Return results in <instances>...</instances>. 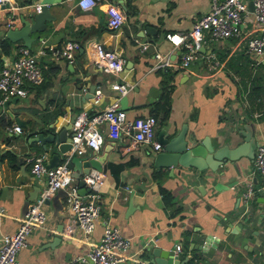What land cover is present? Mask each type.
I'll return each instance as SVG.
<instances>
[{
	"label": "crops",
	"instance_id": "crops-1",
	"mask_svg": "<svg viewBox=\"0 0 264 264\" xmlns=\"http://www.w3.org/2000/svg\"><path fill=\"white\" fill-rule=\"evenodd\" d=\"M37 1L8 0L9 7L0 4V41L4 39L10 45L8 53L0 51L1 57L10 59L23 44L21 37L9 40L5 31L19 27V15L27 18L36 10ZM103 1L86 9L79 8L76 0L49 4L50 18L45 19L43 29L29 34V47L44 49L38 55L43 80L30 86L28 93L16 101H8L6 105L0 101V115L8 121L0 125V153L10 149L15 155L14 167L5 157L0 160V235L15 230L23 215L27 193H33L34 185L42 188L44 184V178L33 174L26 159L44 151L48 161L51 155L37 141L28 143L34 127L46 125L44 131L48 127L59 130L73 113L102 110L118 94L117 88L112 87L115 81L129 85L123 94L125 104L119 101L127 117L148 114L149 103L161 92V74L152 67L153 51H169L178 61L180 51L164 33L186 31L208 9L209 3L208 0H122L128 10H123L121 23L111 27L100 4ZM150 25L155 30L147 32ZM68 38L80 42L71 61L72 69L66 67L68 61L64 58L55 59L49 53L50 45ZM91 40L101 42L123 57V67L116 75L103 72L94 64ZM145 41L149 43L141 49V42ZM201 46L203 49L187 66L170 67L177 72L172 79L169 113L164 121L159 120L160 111L157 113L155 138L166 124V136L184 124L187 135L197 141L206 137L217 146L228 135L230 117L238 115L252 121L256 143L264 140V61L255 63L248 56L243 37L209 39ZM92 82L102 92L96 103L87 91ZM15 116L23 124L15 121ZM12 123H19L21 131L9 130L7 125ZM99 127L106 133V123L101 122ZM104 137L95 153L91 148L80 153L98 157L104 167L102 208L93 230L84 235L78 227L71 234L62 229L58 244L43 246L53 237L55 225L59 221L65 223L69 214L62 205L61 210L67 214L59 219L53 206L45 203V221L29 232L26 244L16 252L15 264H71L76 255L86 254L91 243L98 240L107 219L131 239L126 251L128 257L118 264H150L143 250L145 245L154 243L175 252L177 241L181 242L180 257L193 254L195 264H264V196L252 186L247 199L242 195L236 199L241 185L243 189L249 181L262 185L252 157L241 155L232 164L219 166L217 171L221 169L222 173L207 170L205 176L191 167L176 165L169 171L161 168L164 174L160 182L173 196L171 203H166L150 176L154 167L148 161L149 146L133 143L126 132L115 137L104 134ZM244 179L248 181L243 184ZM2 186H6L5 191L1 190Z\"/></svg>",
	"mask_w": 264,
	"mask_h": 264
},
{
	"label": "built area",
	"instance_id": "built-area-1",
	"mask_svg": "<svg viewBox=\"0 0 264 264\" xmlns=\"http://www.w3.org/2000/svg\"><path fill=\"white\" fill-rule=\"evenodd\" d=\"M7 0H0V3ZM208 9L197 16L186 31H166L164 37L180 51L179 60L175 61L169 51L155 49L153 51V68L187 66L199 53V48L209 39L224 37H243L245 51L255 63L264 61V0H208ZM251 2L252 8L248 7ZM79 8L86 9L99 3V0H76ZM107 13V22L111 27H117L124 17V11L116 1L104 0L101 2ZM34 9L39 4L34 3ZM149 42H141V49ZM80 42L68 38L61 43L50 45V55L72 61L74 52ZM92 61L103 72L117 74L123 67L124 59L116 51L106 48L101 42L91 40ZM44 53L43 48H30L19 45L10 59L0 55V101L9 96H24L29 87L43 80V71L38 64V55ZM113 88H117L115 95L102 110L88 113L81 110L71 124V146L68 155L82 153L86 148L97 149L103 142L104 134L115 137L122 132L130 134L133 143H145L150 149H160L161 144L154 136L156 117L151 114L127 117L126 111L120 105V95L129 88L126 82L115 81ZM101 88L94 89L93 101L98 102ZM106 123V133L101 132L99 124ZM13 132H20L18 123L7 125ZM30 162V169L37 177L44 178V184L34 199L28 202L27 208L19 218L13 232L0 235V264H15L16 252L26 244L27 235L36 226L44 223L46 211L44 199L49 197L57 188H65L72 178L71 169L65 160L56 165L47 166V155L44 151L33 153L26 157ZM252 164L259 172L262 186H264V140L255 144ZM80 178L86 190L79 193L76 186L66 191L62 205L69 213L63 232L72 233L78 227L85 235L95 226L96 217L102 208V184L104 173L95 167L88 169ZM251 181L247 182L242 190V196L247 199L252 192ZM131 239L123 235L118 226L107 219L102 227L98 240L91 243L86 254H78L71 264H118L128 257L127 249ZM181 249V242L174 244L175 252Z\"/></svg>",
	"mask_w": 264,
	"mask_h": 264
},
{
	"label": "water",
	"instance_id": "water-1",
	"mask_svg": "<svg viewBox=\"0 0 264 264\" xmlns=\"http://www.w3.org/2000/svg\"><path fill=\"white\" fill-rule=\"evenodd\" d=\"M58 0H39L37 3L39 4V9L31 11L30 15L25 18L23 15H19L20 26L15 28H9L5 31V36L9 40H15L18 37L23 39V44L29 46V42H27L31 37L30 33H35L43 29L44 21L48 16V6L49 4L55 3ZM114 1V0H113ZM119 2V3H118ZM118 4H120L121 8L126 11V4L122 0H118ZM4 6L9 7V3L7 1L0 3ZM248 7L252 8L251 2H248ZM153 26H147L146 31L151 32L154 31ZM202 46L199 50H202ZM68 69H72L73 65L71 61H68L66 64ZM95 89V84L92 82L88 86L87 91L89 94H92ZM18 96H9L3 99V104L6 105L8 101H16ZM120 102L122 105L125 104V96L122 95L120 98ZM10 114H12L10 112ZM76 116V113H73L70 116L69 122L65 125H62L59 130H54L53 128H49L47 130H43L47 126L43 127H34V134L28 138V143L37 141L38 145L43 150H49L51 155L47 161V166L56 165L62 160H65L67 166L72 170L71 175L72 178L68 182L65 188H57L56 191L52 194V197H46L44 199V203L51 204L56 213H58V218L61 219L63 216L67 214L66 211L62 209V200L66 195V191L69 190L72 186H76V189L79 193H84L86 187L84 185L83 180L80 178V174L86 173L90 167H95L97 169L104 168L99 162L98 157H93L91 154L89 155H81V154H72L68 156V151L71 146V124ZM15 121L21 122L16 116L14 117ZM40 122V119H37ZM231 127L228 129V135L222 138L225 141L217 146L211 144L210 141L205 137L200 141H197L194 136L187 135L186 133V125H181V127L171 135L166 136V129L168 128V124L159 129L157 134V140L160 142V149H149L148 161L149 163L156 169L162 170L161 168H167L169 170H173L176 165L184 168H193L197 173L204 175L207 170L210 172L216 171V173H222L223 170L217 168L222 165H226L227 163H233L238 157L241 155H245L246 157L253 156V149L256 144L255 138V129L252 121L245 120L244 117L231 116L230 117ZM19 124V123H18ZM103 136V141H104ZM236 138H240V140L236 141ZM231 144V145H230ZM93 153H95V149H92ZM87 160L84 162L83 160ZM207 175V174H206ZM241 180V179H240ZM248 180L243 181V184ZM241 182V181H240ZM235 183V182H234ZM231 183L230 185H233ZM252 183V182H251ZM219 186V183H216ZM253 185V183H252ZM217 187V186H216ZM243 185H241L240 190L237 192L236 199L239 200L240 195H242ZM253 187L259 191L264 196V186L261 183H254ZM33 193H27L26 202L24 208L22 209V214L25 212L27 208V204L29 201L34 199L37 195V191L41 188L40 185H34ZM6 186H2L1 190L5 191ZM63 229L62 221H59L55 225V231L53 237L45 242L43 246L53 247L61 240V232ZM204 245H201L202 247ZM203 248V247H202ZM145 257L147 258V262L150 264H184L185 260L192 257V255L186 257H180L178 252H170L168 249L163 248L154 243H150L144 246Z\"/></svg>",
	"mask_w": 264,
	"mask_h": 264
},
{
	"label": "trees",
	"instance_id": "trees-1",
	"mask_svg": "<svg viewBox=\"0 0 264 264\" xmlns=\"http://www.w3.org/2000/svg\"><path fill=\"white\" fill-rule=\"evenodd\" d=\"M126 7L128 10L127 5ZM0 51L4 54L10 51V45L4 39L0 41ZM157 71L161 74L162 77L161 92L156 100L149 103L150 104L149 113L153 114L157 119V113L160 111L159 120L164 121L169 113V97H170L171 89L173 87L172 79L174 73H176L177 70L176 69L171 70L170 67H164V68H158ZM6 123H8V121L5 120L4 115H0V125H4ZM3 157L6 158L10 166L14 167L13 160L15 158V155L11 152L10 149H6L0 153V160H2ZM163 174H164L163 170L153 168L150 176L157 185V190L158 193L160 194L161 199L166 203H171V200L173 198L171 192L160 182ZM177 208L180 209V206H177ZM195 261H196V256L192 255V257L186 259L184 264H195Z\"/></svg>",
	"mask_w": 264,
	"mask_h": 264
},
{
	"label": "clouds",
	"instance_id": "clouds-1",
	"mask_svg": "<svg viewBox=\"0 0 264 264\" xmlns=\"http://www.w3.org/2000/svg\"><path fill=\"white\" fill-rule=\"evenodd\" d=\"M8 1V0H7ZM113 1V0H112Z\"/></svg>",
	"mask_w": 264,
	"mask_h": 264
}]
</instances>
